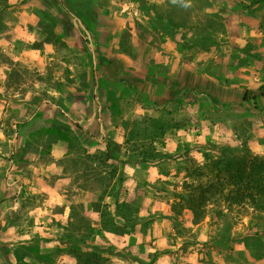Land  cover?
<instances>
[{
	"label": "rangeland",
	"instance_id": "rangeland-1",
	"mask_svg": "<svg viewBox=\"0 0 264 264\" xmlns=\"http://www.w3.org/2000/svg\"><path fill=\"white\" fill-rule=\"evenodd\" d=\"M57 142L62 177L86 171L88 217L137 222L96 238L113 250L100 264H264V211L227 192L195 215L185 201L208 159L264 154V0H0V202ZM30 205L0 213V264L65 251L20 237Z\"/></svg>",
	"mask_w": 264,
	"mask_h": 264
},
{
	"label": "crops",
	"instance_id": "crops-1",
	"mask_svg": "<svg viewBox=\"0 0 264 264\" xmlns=\"http://www.w3.org/2000/svg\"><path fill=\"white\" fill-rule=\"evenodd\" d=\"M164 20L173 28H179L182 25L177 21L179 19L169 18L166 20L165 18ZM97 117L98 119L95 120L99 121L100 118ZM90 122L94 121L91 119ZM50 154V160L45 166L37 167L38 165L36 166L35 163L29 162L28 166L32 167L34 175L32 178L22 177L23 186H17L15 181L7 183L3 191L5 196L1 198L0 202L1 215L6 216L10 212L16 213L14 209L23 212L24 208L28 207L27 205L34 204L33 199L40 197L36 206H29L32 208L27 215L32 219L33 226L30 231L24 232V235L20 236L23 240H36L41 248H47L50 243L52 245H49L48 248L58 249L61 241L71 240L73 237L86 238L85 228L88 223H91V227L96 229L97 238L103 235L112 240L118 238L116 233L104 232L100 229L98 226L100 217L97 212L94 219L89 218L86 213L88 209L86 196L89 191L86 171L81 166L74 165L70 174L62 177L64 167L58 166L57 162L61 165L65 159L70 158L71 154L66 152L63 143L58 142L52 145ZM34 158L35 156L31 157V159ZM45 172L49 175H56L57 180L53 184H47L44 177L49 178V175ZM63 193H70L69 197ZM11 204H13V208ZM55 209L58 210L54 211ZM116 221L115 223H117ZM83 224L85 225L84 229L82 228ZM55 264H75V261L70 256L59 255Z\"/></svg>",
	"mask_w": 264,
	"mask_h": 264
},
{
	"label": "trees",
	"instance_id": "trees-1",
	"mask_svg": "<svg viewBox=\"0 0 264 264\" xmlns=\"http://www.w3.org/2000/svg\"><path fill=\"white\" fill-rule=\"evenodd\" d=\"M91 100L97 104L95 99L97 98V91L92 90L90 92ZM74 127L81 131L82 127L78 123H74ZM158 131H162L163 128L158 127ZM158 135L152 133V140L156 139ZM144 160L151 162H159L164 158H151L142 154L140 156ZM209 165L205 169V172L201 168L196 177L202 179L204 177H210V181L206 184H199L197 186L189 185L191 189V196L186 195V202L190 203L188 209L195 215L197 209L204 208L206 205H211L207 202L209 194H223L227 192V196H230L231 201L243 203H249L256 211H264V154L263 155H247V153L231 154L227 155L223 153L217 159H208ZM209 172L210 175H207ZM102 196V195H101ZM193 204V205H191ZM127 205L123 204L121 207L124 209ZM96 212H98L96 210ZM212 213H220V210L213 209ZM100 214L101 226L100 229L104 232H113L118 234V227L115 225L114 218L121 219L130 232L133 230V226L137 222L129 217L125 212H117L115 215L103 216ZM85 225H82L84 229ZM109 228V229H106ZM86 238L61 241L60 248H65L64 252L60 255L70 256L74 259L75 264H100V261H105L103 254L106 252H113L109 247H102L97 244L96 241V229L92 228L88 223ZM90 241L93 243L90 244ZM61 252V251H58Z\"/></svg>",
	"mask_w": 264,
	"mask_h": 264
}]
</instances>
